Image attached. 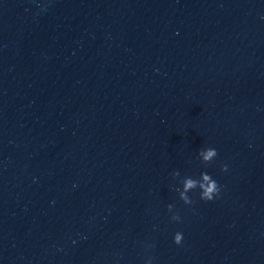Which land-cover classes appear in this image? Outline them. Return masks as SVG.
I'll list each match as a JSON object with an SVG mask.
<instances>
[{"label": "water", "instance_id": "1", "mask_svg": "<svg viewBox=\"0 0 264 264\" xmlns=\"http://www.w3.org/2000/svg\"><path fill=\"white\" fill-rule=\"evenodd\" d=\"M147 256L264 264V0H0V264Z\"/></svg>", "mask_w": 264, "mask_h": 264}, {"label": "clouds", "instance_id": "2", "mask_svg": "<svg viewBox=\"0 0 264 264\" xmlns=\"http://www.w3.org/2000/svg\"><path fill=\"white\" fill-rule=\"evenodd\" d=\"M217 155V148L212 145H205L196 152V158L203 165H208L213 162ZM227 168V164L222 165V170L226 171ZM170 175L171 179L176 181V183L171 184V187L184 205H192L194 203L193 193L198 194L199 199L203 201H212L220 195L221 186L211 172L201 170L198 175L187 172L182 175L180 170L176 169ZM167 209L170 213L169 218L171 221L179 222L181 220V216L178 211L174 210L172 203L167 204ZM172 239L175 244H181L183 232L179 230L175 231ZM145 247H151V245H146ZM144 264H153V257L147 256L144 259Z\"/></svg>", "mask_w": 264, "mask_h": 264}]
</instances>
